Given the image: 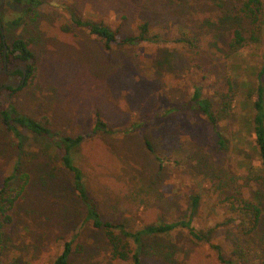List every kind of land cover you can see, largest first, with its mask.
Segmentation results:
<instances>
[{
	"label": "rangeland",
	"instance_id": "374dc122",
	"mask_svg": "<svg viewBox=\"0 0 264 264\" xmlns=\"http://www.w3.org/2000/svg\"><path fill=\"white\" fill-rule=\"evenodd\" d=\"M71 11L125 34L148 21L161 41L106 49L73 24ZM0 18L5 39L28 40L34 55L35 79L10 96L20 113L48 120L61 135L90 131L97 111L109 129H119L99 131L72 149L105 217L140 229L190 214L197 193L202 203L195 224L207 227L226 220L223 205L245 197L260 204V227L248 235L239 221L220 226L216 241L223 249L239 246L244 254L237 255L248 261L264 258V166L248 97L264 60V0H37L29 11L0 0ZM239 29L246 41L234 50ZM8 82L20 77L0 63V87ZM196 87L215 108L221 93L230 87L235 93L232 114L220 125L229 150L217 149L204 113L176 109L190 102ZM21 131L19 142L0 116V188L9 175H16L13 183L27 175L4 228L0 264H55L65 241L73 242L67 264H131L114 258L104 231L86 220L58 148ZM155 241L159 252L147 249ZM142 252V264H225L208 244L186 235L152 237Z\"/></svg>",
	"mask_w": 264,
	"mask_h": 264
},
{
	"label": "trees",
	"instance_id": "16d2710c",
	"mask_svg": "<svg viewBox=\"0 0 264 264\" xmlns=\"http://www.w3.org/2000/svg\"><path fill=\"white\" fill-rule=\"evenodd\" d=\"M9 1L21 8L26 6L28 11L33 9L37 4V0ZM255 7L250 6L249 12L256 14L257 8ZM71 20L74 25L86 30L91 36L102 41L106 49H110L114 45H132L145 41H161L160 35L152 34V26L148 21L139 24L137 33L125 34L119 28L112 29L101 20L82 18L75 11H71ZM19 22V18L15 20L16 24ZM4 28L0 18V63L4 65V49L5 44H7L8 68L11 69L16 66H22L26 71V79L20 87L5 88L3 92H6L8 97L3 98L2 96L4 93L0 92L1 119L6 128L14 134L19 142L24 140L21 129L25 128L29 132L50 141L58 148L61 154V163L72 173L73 188L86 207V220L90 221L94 228L104 231L114 258L129 260L131 264H142V257L144 254L142 251L150 238H163V236H169L174 239L186 235L192 242H203L208 244L217 252L220 261L225 264H264V258L248 261L245 257L238 256L237 253L244 254V250L240 249L239 246L236 247L229 244L226 249H223V246L216 241L218 237L217 229L220 226L234 225V222L239 221L240 225L243 226V234L248 235L253 234L260 227L263 210L256 200L242 197L238 199L236 203H226L223 205L225 214H227L225 215L226 220L222 222V224L217 223L207 227H201L195 224V214L198 212L202 203V196L197 193L190 197V214L173 218L170 221L148 224L140 229H133L127 226L119 218L105 217L100 210L97 200L88 191L84 173L74 162L72 149L83 141L91 139L99 131L116 132L119 129H109L102 120L101 114L97 111L95 112V123L90 131L76 136L61 135L51 129L48 120L37 119L20 113L12 103L10 96L35 79L36 66L33 61L34 55L30 49L28 40L17 37L9 42L5 39L6 35L2 33V29L4 31ZM244 41H246V37L243 31L240 29L236 30L232 44L233 49L238 50L239 47L243 45ZM14 75L19 76L21 81L23 71L17 69ZM230 85L233 90V83L230 82ZM255 85L254 91L252 90L251 94H248L251 111L253 112L251 128L254 134V147L257 149L262 165L264 166V60L257 72ZM232 90L230 87V91L223 92L219 95L220 106H217V108H215L211 99L202 96L199 87L195 88L193 97L189 103L176 106V109L180 110L198 109L206 115L216 132V147L220 151H227L230 149V139L222 132L220 125L232 114V101L235 95ZM144 142L148 150H154L151 141L147 137L144 138ZM17 166H19V163H17ZM22 174V177L17 183L12 182L16 178L15 174L7 176L3 181L2 188H0L1 244L3 241L4 228L6 225L10 224L13 219L11 211L13 210L16 200L22 195L26 186L27 175L25 173ZM72 244V241H65L63 243L62 251L55 264H67L72 252ZM160 245V241H155L149 246L150 248L147 249L153 252H159Z\"/></svg>",
	"mask_w": 264,
	"mask_h": 264
},
{
	"label": "water",
	"instance_id": "95a60500",
	"mask_svg": "<svg viewBox=\"0 0 264 264\" xmlns=\"http://www.w3.org/2000/svg\"><path fill=\"white\" fill-rule=\"evenodd\" d=\"M2 33H4L3 29H2ZM4 66H5V70L8 72V73H13L15 72L17 69H20L23 71V77H22V80L20 82H8L6 83L5 85L1 86L0 87V92L3 91L5 88L7 87H19L21 86L24 82H25V79H26V71L25 69L22 67V66H16V67H13L12 69L10 70H7V44H5V49H4Z\"/></svg>",
	"mask_w": 264,
	"mask_h": 264
}]
</instances>
